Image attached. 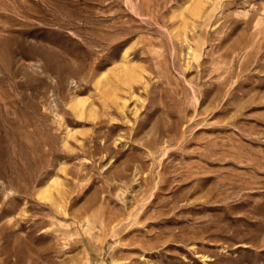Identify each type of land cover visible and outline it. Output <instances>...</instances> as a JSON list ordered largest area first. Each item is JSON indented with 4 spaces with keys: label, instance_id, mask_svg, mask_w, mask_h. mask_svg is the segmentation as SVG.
Returning <instances> with one entry per match:
<instances>
[{
    "label": "rangeland",
    "instance_id": "rangeland-1",
    "mask_svg": "<svg viewBox=\"0 0 264 264\" xmlns=\"http://www.w3.org/2000/svg\"><path fill=\"white\" fill-rule=\"evenodd\" d=\"M0 264H264V0H0Z\"/></svg>",
    "mask_w": 264,
    "mask_h": 264
},
{
    "label": "bare ground",
    "instance_id": "bare-ground-1",
    "mask_svg": "<svg viewBox=\"0 0 264 264\" xmlns=\"http://www.w3.org/2000/svg\"><path fill=\"white\" fill-rule=\"evenodd\" d=\"M125 72V71H124ZM126 73V72H125ZM125 73H123V75H122V77H125L126 76V74ZM51 197V196H50Z\"/></svg>",
    "mask_w": 264,
    "mask_h": 264
}]
</instances>
